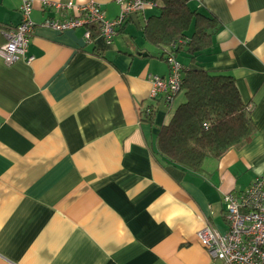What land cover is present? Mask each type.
I'll return each mask as SVG.
<instances>
[{"label":"crops","instance_id":"0c3cea01","mask_svg":"<svg viewBox=\"0 0 264 264\" xmlns=\"http://www.w3.org/2000/svg\"><path fill=\"white\" fill-rule=\"evenodd\" d=\"M41 1L94 2L108 20L120 13L118 0H32V60L0 57V264H224L196 233L206 222L224 233L222 195L264 171V0L188 2L220 27L195 61L183 51L176 60L232 76L255 127L246 146L197 172L155 154L159 128L183 101L182 92L168 108L150 98V76L169 75L142 34L158 7L131 15L106 43L92 26L89 40L84 27H43L72 10ZM20 6L0 0V45ZM150 105L153 124L140 116Z\"/></svg>","mask_w":264,"mask_h":264},{"label":"trees","instance_id":"16d2710c","mask_svg":"<svg viewBox=\"0 0 264 264\" xmlns=\"http://www.w3.org/2000/svg\"><path fill=\"white\" fill-rule=\"evenodd\" d=\"M155 1L159 12L147 18L142 34L159 50L160 59L183 51L193 62L210 48L212 35L220 27L216 17L191 10L190 0ZM94 34L91 31L90 36ZM181 82L183 101L159 128L155 154L174 166L197 172L204 159H219L251 141L255 134L251 106L242 101L232 76L182 65ZM154 114V105H150L140 112L141 120L153 124Z\"/></svg>","mask_w":264,"mask_h":264},{"label":"built area","instance_id":"2783aa9c","mask_svg":"<svg viewBox=\"0 0 264 264\" xmlns=\"http://www.w3.org/2000/svg\"><path fill=\"white\" fill-rule=\"evenodd\" d=\"M42 8L56 10L70 9L72 14L63 19L46 18L41 25L57 31L84 27V37L90 39L89 27H95L98 35L110 43L117 29L133 14L147 8L157 7L155 0H118L120 13L114 19H106L100 6L89 2L71 7L61 3L41 1ZM32 0H21V20L14 28L4 31L5 42L0 45V57L6 64L24 59L27 63L32 57L27 55L29 38L34 23L31 20ZM169 66V75L150 76V98H160L171 107L180 91L182 65L172 55L165 60ZM224 217L227 230L217 232L209 223L196 233L201 245L209 256L224 264H264V171L257 175L251 184L240 192H227L222 195Z\"/></svg>","mask_w":264,"mask_h":264},{"label":"rangeland","instance_id":"374dc122","mask_svg":"<svg viewBox=\"0 0 264 264\" xmlns=\"http://www.w3.org/2000/svg\"><path fill=\"white\" fill-rule=\"evenodd\" d=\"M179 59L181 60L182 58H181V57H179ZM176 102H177V101H175V102H174V104H173V107H172V111H171V112H173V111H174Z\"/></svg>","mask_w":264,"mask_h":264}]
</instances>
